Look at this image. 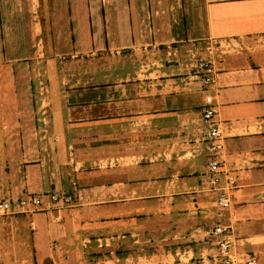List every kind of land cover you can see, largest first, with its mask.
<instances>
[{"label":"crops","instance_id":"obj_1","mask_svg":"<svg viewBox=\"0 0 264 264\" xmlns=\"http://www.w3.org/2000/svg\"><path fill=\"white\" fill-rule=\"evenodd\" d=\"M36 38L49 42L52 58L124 49L159 56L169 46L176 56L175 46L202 47L206 40L226 47L205 90L190 76L164 83L137 76L68 85L50 99L52 115L46 119L55 123L60 177L48 174L53 150L45 146L32 163H25L23 151L12 178L0 177V197H12V211L15 200L28 194L43 204L27 214L30 240L21 246L34 258L21 262L207 264L212 246L206 231L216 221H230L236 251L264 264V0H0L3 52L12 57L17 43L27 52ZM206 97L221 123L222 157L237 175L232 205L221 215L211 214L215 195L202 192L201 180L194 178L195 158L204 150L200 113ZM148 119L156 130L153 178H145L139 162ZM161 155L163 162L156 158ZM166 169L168 177L161 179ZM51 185V192L73 200L88 198L94 218L89 225L85 203L75 201L65 210L51 204L45 195Z\"/></svg>","mask_w":264,"mask_h":264},{"label":"rangeland","instance_id":"obj_2","mask_svg":"<svg viewBox=\"0 0 264 264\" xmlns=\"http://www.w3.org/2000/svg\"><path fill=\"white\" fill-rule=\"evenodd\" d=\"M205 44L202 47L197 46V44L185 48L183 44L175 46L176 56L172 54L173 46L168 45L169 47H165L162 49L163 51H160L159 56L157 52L152 54L151 51L134 52L124 49L118 52L103 50L91 55H68L59 58L50 57V44L47 40L39 42L36 38L34 41L27 43V47H25L28 50L27 52L19 51L20 45L23 44L17 43L16 46H19V49H16L12 57L8 55V52H3L4 49L1 46L0 99H5L7 102H4L5 105L3 103L4 106L0 108V177H4L5 180H8L9 177L12 178L13 168L19 165L18 161L23 151H26L25 163H32L40 156L41 150L44 151V146L50 154L53 152V157L49 160V176L51 177L50 172H52L55 178L60 177L59 163L54 155L56 141L52 138L54 132L51 130L55 123L52 125L46 118L52 115V113L48 115L50 112L47 110L50 99L57 98L62 88L72 84L81 87L112 83L120 79L132 81V78L136 79L137 76L142 80L144 79L143 76L148 77V80L145 81H159L161 83H164L166 79H176L175 81H178V78L189 76L193 72V68L189 65L190 57L204 55ZM225 47L226 45L223 47L224 50ZM23 53L26 55L23 56ZM176 58L178 61L175 60ZM178 67L181 68L180 75L175 74L180 70H178ZM170 72L173 75H169ZM42 118H45L44 122L41 120ZM146 122L144 135L146 153L143 154L139 162L143 165V171L146 173L145 178H153L156 172L152 164L154 155L150 150L154 146L152 138L156 135V130L152 127L153 124L149 119ZM43 134L45 137H42ZM165 144H162V146ZM199 151L198 149L194 150L193 154H200ZM163 157L161 155L160 158L158 156L156 158L161 159V162H163ZM207 159H209V156L205 153V150H202L201 154L195 158L198 163L194 175L195 179H202L204 163ZM159 175L163 177L161 179L167 178L168 169L161 171ZM52 188V185L49 189L47 188L46 196L51 193ZM6 189L10 190V187L7 185ZM175 189L177 188L175 187ZM145 191L149 194H156V189L154 190L153 186H148ZM194 192L198 193L197 190ZM87 200L88 198L85 199L82 196L78 200L85 203L83 206L86 208L83 210V212L85 211L83 218L87 220L85 225H89V221L94 219L93 217L89 218L88 209L92 204H87ZM75 201L78 202L77 199L73 200L71 197L70 204L60 209L74 208ZM41 207H43V204ZM210 212L211 214L216 212L214 206ZM27 214L11 210V213L0 217V259L2 264H6L7 261L14 264H27L25 261L21 262L20 260L25 258L32 260L34 258V254L31 253L30 249L21 246L22 242L30 240L31 224L28 221ZM74 231H77L76 228H74Z\"/></svg>","mask_w":264,"mask_h":264},{"label":"built area","instance_id":"obj_3","mask_svg":"<svg viewBox=\"0 0 264 264\" xmlns=\"http://www.w3.org/2000/svg\"><path fill=\"white\" fill-rule=\"evenodd\" d=\"M204 46L205 54L190 57L189 65L193 72L189 75L192 80L198 81L200 88L205 90L214 83V68L216 58L224 53V45L219 41L206 40ZM194 55V53H193ZM211 98H205V104L201 108L200 122L205 125V132L202 137L205 153L209 159L206 161L205 170L201 179V191L205 194L215 195V215H221L232 205V191L237 188V175L234 169L230 168L222 157L223 136L218 119V113ZM47 198L52 205L60 209L68 206L71 196L59 192H51ZM16 210L20 213L31 214L38 210L42 201L37 196L25 195L16 200ZM12 197H0V217L11 213ZM206 236L212 248L207 258V264H257L253 254L238 253L235 248L236 237L233 224L228 221H216Z\"/></svg>","mask_w":264,"mask_h":264}]
</instances>
